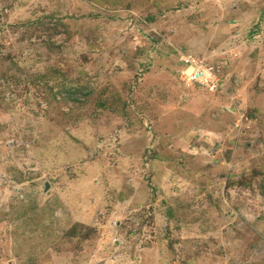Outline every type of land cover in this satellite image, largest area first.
Returning <instances> with one entry per match:
<instances>
[{"label":"rangeland","instance_id":"obj_1","mask_svg":"<svg viewBox=\"0 0 264 264\" xmlns=\"http://www.w3.org/2000/svg\"><path fill=\"white\" fill-rule=\"evenodd\" d=\"M0 264H264V0H0Z\"/></svg>","mask_w":264,"mask_h":264},{"label":"built area","instance_id":"obj_2","mask_svg":"<svg viewBox=\"0 0 264 264\" xmlns=\"http://www.w3.org/2000/svg\"><path fill=\"white\" fill-rule=\"evenodd\" d=\"M184 67L179 72L184 83L198 84L209 89L215 88L217 79L214 76V69L208 67L193 58H183Z\"/></svg>","mask_w":264,"mask_h":264},{"label":"trees","instance_id":"obj_3","mask_svg":"<svg viewBox=\"0 0 264 264\" xmlns=\"http://www.w3.org/2000/svg\"><path fill=\"white\" fill-rule=\"evenodd\" d=\"M72 89H73V91H75L74 88H72ZM66 94L71 95L72 93H70L69 90H66Z\"/></svg>","mask_w":264,"mask_h":264}]
</instances>
